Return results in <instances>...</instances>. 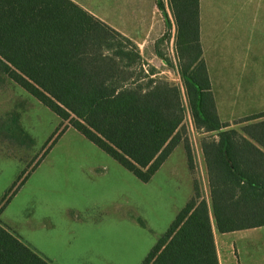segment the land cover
Returning a JSON list of instances; mask_svg holds the SVG:
<instances>
[{
	"label": "trees",
	"instance_id": "trees-1",
	"mask_svg": "<svg viewBox=\"0 0 264 264\" xmlns=\"http://www.w3.org/2000/svg\"><path fill=\"white\" fill-rule=\"evenodd\" d=\"M168 6L183 91L153 76L154 68L146 72L133 40L72 0H0V72L55 113L60 126L76 129L143 182L184 142L185 98L195 130L215 132L201 140L209 203L194 185L140 264H219L213 229L264 225V120L242 131L220 121L199 42V0H168ZM0 264L51 263L0 222Z\"/></svg>",
	"mask_w": 264,
	"mask_h": 264
},
{
	"label": "rangeland",
	"instance_id": "rangeland-1",
	"mask_svg": "<svg viewBox=\"0 0 264 264\" xmlns=\"http://www.w3.org/2000/svg\"><path fill=\"white\" fill-rule=\"evenodd\" d=\"M227 2L235 7L247 0ZM154 5L160 14L163 6L171 15L168 0H154ZM135 37L144 60L152 59L145 60L144 70L154 68L153 76L183 91L172 26L162 32L155 24L147 37L139 32ZM183 102L184 142L143 182L76 129L60 126L55 113L0 72V200L8 191L11 196L0 222L51 264H140L192 196L194 185L209 200L201 140L215 132L195 130L185 98ZM255 122L233 121L232 128L242 131ZM225 236L232 249H222L224 264H264V256L253 257L262 248L264 229Z\"/></svg>",
	"mask_w": 264,
	"mask_h": 264
},
{
	"label": "crops",
	"instance_id": "crops-1",
	"mask_svg": "<svg viewBox=\"0 0 264 264\" xmlns=\"http://www.w3.org/2000/svg\"><path fill=\"white\" fill-rule=\"evenodd\" d=\"M72 1L129 37L138 48L135 37L138 32L147 37L155 24L162 32L167 28L154 0H90L87 4L81 0ZM164 12L174 38L171 15L166 9ZM199 42L220 121L229 123L232 128L235 118L264 112V0H247L235 7L227 0H199ZM261 119L264 117L253 121ZM256 228L264 229V225L247 229ZM213 233L219 264H224L222 249H232L231 239L225 236L230 232L220 233L213 229ZM219 235L223 237L222 247L218 243ZM262 242V248L254 250L253 257L263 258L264 240Z\"/></svg>",
	"mask_w": 264,
	"mask_h": 264
}]
</instances>
